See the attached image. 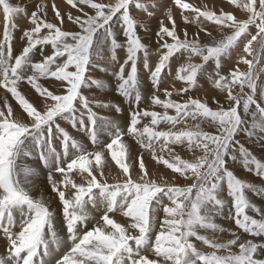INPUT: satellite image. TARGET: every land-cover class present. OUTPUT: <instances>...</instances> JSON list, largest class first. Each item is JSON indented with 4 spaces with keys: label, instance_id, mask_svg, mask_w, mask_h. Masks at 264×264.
Instances as JSON below:
<instances>
[{
    "label": "snow or ice",
    "instance_id": "obj_1",
    "mask_svg": "<svg viewBox=\"0 0 264 264\" xmlns=\"http://www.w3.org/2000/svg\"><path fill=\"white\" fill-rule=\"evenodd\" d=\"M228 2L243 10L245 18L172 0L181 22L199 27L191 36L187 27L178 29L173 7H168L164 12L167 23L158 21L154 30L152 49L137 32L138 27L149 30L148 26L138 24L130 8L134 3L151 19L155 12L150 9L159 8L155 3L66 0L82 13H67V20L75 26L70 30L63 27L65 15L55 4V22H50L44 5L29 16L26 8L0 0L4 21L0 89L6 90L0 97V234L6 241L0 264H264V258L256 256L264 250V241L241 238L242 234L264 238V206L253 204L248 197L249 192L264 196V186L258 188L238 178L228 167L230 160L239 161L245 170L264 178V162L237 138L243 135L247 140L264 141V86L258 89L253 71L254 62L264 56V0ZM84 7L93 14L83 11ZM21 14L31 27L22 31L26 43L13 56V34L18 28L13 19ZM209 22L222 33L227 30L222 38L212 37L205 27ZM200 32L211 42H201ZM241 43L236 64L247 65V71L237 66L221 74L222 58ZM37 50L39 59L34 58ZM118 50L125 52L122 63ZM105 51L111 71L97 62L105 59ZM151 55L157 57L154 64ZM183 57L186 62H180L171 87L161 89L164 73L171 74L172 59ZM210 62L214 68L207 71ZM139 63L150 73L152 92L147 101L162 112L140 107ZM94 72L108 73L114 81L113 91L127 101L129 112L123 125L115 118L123 114L118 104L84 95L86 89L106 88ZM201 77L211 81L226 104L213 98L214 109L190 95ZM43 80H54L57 91L49 90ZM177 81L183 85L179 89L174 87ZM23 82L38 94L41 107L22 93ZM8 93L22 110L19 115ZM174 94L178 100L172 98ZM169 110L175 114L169 115ZM69 129L82 133V138L76 139ZM125 136L142 150L138 156H133ZM176 146H186L192 158H181L174 151ZM143 150L157 165L170 169L172 176L158 169L150 173ZM33 153L47 168V182L59 199L63 237L56 227L55 212L43 195H32L27 179L30 170L19 163L20 157ZM113 162L119 170L114 176ZM109 176L115 182H109ZM181 177L183 185L176 182ZM226 207V218L234 222L235 230L215 223V216L222 215ZM90 221H94L91 228ZM200 230H211L213 237L200 235ZM225 231L232 238L215 235ZM193 238L211 251L198 250Z\"/></svg>",
    "mask_w": 264,
    "mask_h": 264
},
{
    "label": "rangeland",
    "instance_id": "obj_2",
    "mask_svg": "<svg viewBox=\"0 0 264 264\" xmlns=\"http://www.w3.org/2000/svg\"><path fill=\"white\" fill-rule=\"evenodd\" d=\"M209 1H211V2H209ZM9 2L12 5H14V6H20V7L26 8V11H27L29 16H30L32 11L36 10L35 6L39 5V2L37 3V0H30V1L29 0H9ZM62 2H66V0H62ZM95 2L105 3V4H114L116 2V0H95ZM139 2L146 3V4L155 3V4L159 5V6H161V8H158V11L161 12L162 15L159 14V13L158 14L155 13L156 16L151 18V19H154L153 20L154 22L153 21L150 22L151 19L147 17L146 13H143L142 11L140 12V10H138V9L135 10V6H133L134 3L132 4V6L130 8V14L138 22V24L142 22L143 24H146L148 26L149 30H147V31L144 30L141 27L137 28V32H138V35L140 36V38L142 40V43H144L145 45H150L151 48L154 49L155 48V43H154L155 36H154L153 27H155V29H156V27L158 26V25H156V23H158V21H160V20H164L165 23H167L165 15H164V13H162V11L165 12V10H166L164 8V2L165 1H163V0H139ZM183 2L192 4L193 6L195 5L194 7L200 8L201 10L207 9V10L215 11L217 14H219L221 11L230 12V13H233L238 19H244L245 18V13L243 12V10L237 9L234 5L230 4L228 2V0H207L206 1L207 2L206 5L200 4L199 5L200 7L197 6L195 3H192V2H186L185 0H183ZM168 7H173V14H174V17L176 19V22H177V25H178V29H182L184 27H187L188 28V33L191 36L197 30L199 25H185V24H183L181 22L180 13L173 6L172 0H171V3L169 4ZM67 8H66L67 10L64 9L65 11L63 10L62 12L60 11L61 9L59 10L62 14L64 13V15H66V18L64 20H67V13H69V12H71L73 14V16L82 15V13L79 12L77 9H72L71 6H68ZM150 10H155V9H150ZM83 11L89 12V14H93L92 10H90L87 7H84ZM134 11L137 12V13H140V14H136ZM45 13H46V18L50 22H55L54 16L52 17V14H50V12L48 10H45ZM74 13H76V14H74ZM1 15H0V30H1L0 31V33H1L0 34V38L2 37L3 23H4L3 16L1 18ZM40 15L43 17L44 13H40ZM189 15H191V13H189ZM19 16H21V17H19ZM16 18L14 17V19H13V22L18 26L16 31H18L22 35V31L27 29V28H30L31 25L29 24L27 17H25L23 14L18 15V17L16 16ZM63 27L65 29H70V30H74L75 29L74 25H72L69 21H64ZM205 27L207 28L208 32H211L212 37H215L217 39L222 38V35L225 34L226 31H227V30H225V33H222L217 26L212 25L211 23L209 25H208V23H206ZM255 31H256L255 28H252L253 34L255 33ZM199 39L203 43H210L211 42V38L208 35H206L205 32H200ZM120 40H123L122 36L120 37ZM151 42H152V44H150ZM244 42H246V41H244ZM241 45H243V43H241ZM37 51H39V50H37ZM37 51H36V55L34 57L35 59H39L38 58L39 56L37 55V53H38ZM46 51L49 52L50 51V47L46 48ZM235 51H236V49L230 52V56L231 57H230V61L229 62H227L228 60L224 61L223 58H222V71H221V74H227L230 70L234 69L237 66L239 67L240 71H247V69H248L247 65H245L243 63H240L239 65L236 64V61L239 59L238 54H240V53H238V51H236V52ZM244 55H245L246 59L249 58L248 56H251V55H247V54H244ZM104 56H105L104 60H98L97 62L99 64L101 63V65H103L104 67L107 66V68H109V70L111 71L112 66L107 64V62H106V58L108 56L107 51H105ZM124 59H125V52L123 50H118V60H119V62L122 63ZM149 59H150V62L152 61L153 64L157 62V57L155 55H151ZM252 59H253V56L251 57V60ZM182 62H186V57H183ZM193 62H199L198 58H193ZM171 64L172 65L177 64V61L176 60H172ZM179 64L180 63H178V67H179ZM117 67H118V65H117ZM210 67L214 68V65L211 62L208 65H206V68H210ZM138 68H140V70H141L140 73L142 74V76H144L146 74L150 75V73L147 72L143 68L142 63L138 64ZM261 69H264V56L260 57L259 62H255L254 68H253L254 75L257 77L258 89H259V87L264 86V71H261ZM93 76L95 78H98V79H103L105 81V83H106V88L104 90L93 89L91 91L86 89L84 91V95L87 96L90 100L99 99L102 102H108V103H112L114 105L118 104L123 109V114L118 116V117H115V118L117 119L118 123L123 125V122L127 118L128 112H129V105H128L127 101L124 98H121L120 96L116 95V93L113 91L114 81L109 76V74L106 76L102 72H100V73L94 72ZM174 78H175V72L171 71V74L169 75V78L165 79L164 80L165 82L163 84H161V86H160L161 89L171 87L170 82L173 81ZM42 82H47V80H43ZM182 86H183L182 82H179V81H177L175 83V85H174V87L176 89H179ZM20 88L26 91V93L22 92L23 94L28 95V96H31L32 94H35V96L37 98H39L38 94L35 93V91L26 82L21 83L20 84ZM49 90L54 91L52 89H49ZM140 90H141L142 100L145 97L149 96V93L143 94L144 91H147L146 87L140 88ZM148 90H150V87H148ZM219 93H220V91L218 89H215L213 87V85H205V84H203L202 88H197L195 91H192L190 93V95L194 97V95L199 94V96H197V98H200L202 100V102H207L211 107H213L215 109L217 107V105L215 103H213V98L219 99L221 104H226L223 94L220 93V95H219ZM160 95H161V98H163V93L162 92L160 93ZM172 98L176 99L174 97H172ZM178 99H179V97H178ZM31 102H33L35 104V106H37V107L42 103L39 100L31 101ZM146 102H148L147 99H146ZM141 105H144L143 102L140 103V107L144 108ZM12 107H13L15 113H18V115H19L20 112L17 111V108L19 110H21V109L19 108L18 104L16 103V105L15 106L12 105ZM145 108H147L149 110L160 111V112L163 111L162 109H160L158 107L153 108L150 105L145 106ZM253 108H254V106H253ZM94 110L99 111L100 114H106L105 110H98V109H94ZM169 112H173V111L169 110ZM145 122H147V121H145ZM60 124H61L62 127L68 128V125L66 124V122L60 121ZM206 130L212 131L211 129H206ZM69 131H70L71 135H73L76 139L80 140L82 138V133L73 131L71 129H69ZM237 138L241 139V141L244 142L248 148H250V150L253 152V154L256 155L258 158H260L262 162H264V147H262V144H264V141L257 142L255 139L247 140V139H245L243 137V135L241 137H237ZM102 139H103V137H102ZM124 139H125V141L127 143H129L132 146V154H133V156H138V154L142 151V150L139 149V146L137 144H135L134 141H132L127 136H125ZM84 142L87 143L89 149L92 150L91 144L88 143L87 141H84ZM174 151L176 152V154L180 155L181 158H183V159H191L192 158V153L190 151H188L186 146H184V147L176 146ZM164 155L167 158L168 153L165 152ZM24 157L28 160V162L35 163V164L38 165L37 160L39 161V159H38V156H37L36 153H33L29 157L28 156H24ZM31 159H33V160H31ZM109 159H110V157H109ZM19 160H22V159L20 158ZM143 160L146 162L147 170L150 173L153 172L154 170L158 169L159 172L161 174H163L164 176H167V177H171L172 176L171 170L170 169H166V167L164 165H162V164L157 165V163L151 159L150 153L148 151H146V150H143ZM28 162L25 161L24 163H22V162L21 163L19 162V163H20V165H22L21 167H23V168L25 166L30 168L31 165H29L30 163H28ZM229 162H230V164L232 166L228 165V167H231L233 169V172L238 176V178H240V179H242V180H244L246 182L252 183V184L256 185L258 188L260 186H264V178L257 177L254 174V172H249V171L245 170L242 167V165L240 164L239 161L234 163V162H232L230 160ZM39 163H40V161H39ZM138 163H139V160H137V167H138ZM233 164H235V165H233ZM40 165H41V163H40ZM41 166H43V165H41ZM41 166H40V168L44 172V175H45L44 177H42L40 179L42 181V183H43V187L46 188V191H45L44 196H43L44 199H45V202L50 205V200L51 199L55 200V201L58 202V205H59L58 209L61 210V206L59 204V199L51 191V186L47 182V174H48L47 170L42 168ZM112 169H113L112 175L114 176V175H116V173L119 170L116 168L115 164L112 166ZM241 175H244V177H241ZM55 178L59 179L60 176L58 174H56ZM77 180L79 182V178H77ZM109 182H115L112 179V176H109ZM176 182L178 184L183 185L185 183V180H184V178L181 177ZM225 196H226V191H225ZM248 197L252 201L253 204H255L257 206H264V196L253 195L251 192H249L248 193ZM217 216H215V218ZM160 219H163V213L162 212L160 213ZM120 220H121V217L118 215V221H120ZM215 223H218L217 218L215 219ZM228 223H229V225L227 226V229L229 227H232L231 229L235 230V228H234L235 224L233 226L234 222L231 221V220H228ZM222 227H224V225H222ZM199 234L200 235H204V236H208L209 238L213 237V233L211 232V230H208V231L200 230ZM215 235L217 237L223 239V240L232 238L227 231L224 232V233H216ZM241 238H242V240L252 239L251 235H249V234H242ZM193 243L197 246L198 250H200V251H203V252L211 251V249H209L207 246L203 245L200 241H196L194 238H193ZM5 246H6L5 241L2 238V234H0V251H1L0 252V256H5L6 255ZM233 250L236 251L237 249H233ZM258 253L256 254L257 258H260V257L263 258L264 252H262L260 250V251H258Z\"/></svg>",
    "mask_w": 264,
    "mask_h": 264
},
{
    "label": "bare ground",
    "instance_id": "obj_3",
    "mask_svg": "<svg viewBox=\"0 0 264 264\" xmlns=\"http://www.w3.org/2000/svg\"><path fill=\"white\" fill-rule=\"evenodd\" d=\"M30 1V0H29ZM163 1H165L164 2V8L165 9H167L168 8V6H169V4L171 3V0H163ZM186 2H192V3H195L197 6H199L200 4H203V5H206V1L207 0H185ZM39 2V5H44L45 6V10H48L49 12H50V14H52V17L54 16V12L52 11L53 9H52V5L53 4H55V6H56V8L58 9V10H60L61 12L64 10V9H66L68 6H70V5H68L66 2H62V0H37V3ZM209 2H211V1H209ZM47 6V7H46ZM134 6V5H133ZM174 6V5H173ZM195 6V5H194ZM200 7V6H199ZM35 8L37 9V6H35ZM159 8H161V6H159ZM51 9V10H50ZM68 9V8H67ZM66 9V10H67ZM135 10H137L136 8H135ZM65 11V10H64ZM152 11H154L155 13H159V14H161V12H159L158 11V9H155V10H152ZM135 12V11H134ZM141 12V11H140ZM136 14H140V13H137V12H135ZM144 13V12H143ZM162 13H164V11H162ZM64 14V13H63ZM72 14V13H71ZM74 14H76V13H74ZM1 15V14H0ZM73 15V14H72ZM162 15V14H161ZM143 16V15H142ZM155 16H156V14H155ZM18 17V16H17ZM19 17H21V16H19ZM1 18H2V15H1ZM16 18V17H15ZM65 18H66V15H65ZM17 19V18H16ZM22 19V18H21ZM154 19H151L150 20V22H152ZM64 21H68V20H64ZM145 21V20H144ZM154 22V21H153ZM19 25V24H18ZM156 25H158V23H156ZM155 25V26H156ZM20 26V25H19ZM75 27V26H74ZM155 30V27H153V31ZM1 31V30H0ZM152 31V30H151ZM1 34V33H0ZM14 39H13V41H12V49H13V56H15L16 54H18L19 53V51L22 49V47L25 45V43H26V41L24 40V39H22V35L18 32V31H14ZM2 38V37H1ZM150 44H152V42L150 43ZM38 53H37V55L40 57V53H39V51H37ZM236 52V51H235ZM45 53L47 54L48 52L46 51V49H45ZM38 57V58H39ZM249 58V60H251V57L252 56H248ZM101 64V63H100ZM107 67V66H106ZM110 71V70H109ZM98 73H100V72H98ZM105 75H108V73H104ZM149 75V74H148ZM48 82V83H47ZM47 82H42L45 86H47L49 89H52V90H54V92H56L57 91V87H56V82L54 81V80H47ZM201 88H202V86H201ZM20 90L23 92V93H26V91L25 90H23V89H21L20 88ZM5 89H0V97H3L4 96V94H5ZM204 92V91H203ZM7 96H8V99H9V101H10V103H11V105H13V106H15L16 105V102H15V100H13L12 98H11V94L10 93H8L7 94ZM197 96H199V94H196V95H194V98H197ZM26 97L30 100V101H36V100H39L40 102H42L41 101V99L40 98H37L36 96H35V94H32L31 96H28V95H26ZM173 97L174 98H176V99H178V96H176V95H173ZM146 99H147V97H145L144 99H143V103L144 102H146ZM41 105H42V103L38 106V108L39 107H41ZM17 111L18 112H20L21 113V110H19L18 108H17ZM17 115H18V113H16ZM29 157V156H28ZM27 157V158H28ZM33 157V156H32ZM22 160H19V162L21 163H24L25 161H27L28 162V160L24 157V156H22V157H20ZM31 160H33V159H31ZM37 160V159H36ZM37 162H38V165L37 164H35V163H31V162H28V163H30L29 165H31L30 166V168L29 167H24L25 169H29L30 170V175L27 177V179L30 181V187H31V191H32V195L33 196H35V197H39V196H41V195H43L44 196V193H45V191H46V188L45 187H43V183H42V181L40 180L42 177H44L45 175H44V172L41 170V168H40V163H39V161L37 160ZM115 163L113 162L112 163V166L114 165ZM25 165V164H24ZM231 165V164H230ZM233 165H235V164H233ZM22 166V165H21ZM232 166V165H231ZM42 168H44V169H46L47 170V168H45V167H43V166H41ZM23 168V167H22ZM236 168V167H235ZM59 176H60V174H58ZM241 177H244V175H241ZM22 180L24 179V176H23V174H21V177H20ZM50 207H51V209L55 212V214H56V217H57V222H56V227H57V230H58V232L60 233V235L63 237V236H65L66 235V232L62 229V216H61V211L58 209L59 208V205H58V202L57 201H55V200H50V205H49ZM227 214H228V208L226 207L225 209H224V212H223V214L222 215H218L216 218H217V220H218V225H224V228L225 229H227V226L229 225V223H228V220L229 219H227L226 217H227ZM93 215H95V213H93ZM215 218V219H216ZM115 219H117L118 220V215L115 217ZM94 223V221H90L89 223H88V227L89 228H91L92 227V224ZM232 226V225H231ZM233 226H234V223H233ZM232 227H229L228 229H231ZM235 228V227H234ZM226 232V231H225ZM208 234V233H207ZM245 236V235H244ZM252 237V240L254 241V242H262V241H264L263 239L264 238H261V237H253V236H251ZM153 239H154V236H153ZM5 241V240H4ZM5 244H6V241H5ZM262 252H264V250H261ZM1 252V251H0ZM259 254V253H258ZM261 258V257H260ZM263 258H264V254H263Z\"/></svg>",
    "mask_w": 264,
    "mask_h": 264
},
{
    "label": "crops",
    "instance_id": "obj_4",
    "mask_svg": "<svg viewBox=\"0 0 264 264\" xmlns=\"http://www.w3.org/2000/svg\"><path fill=\"white\" fill-rule=\"evenodd\" d=\"M210 23H208V25H209ZM209 40V39H208ZM242 48H243V45H241L240 44V46L239 47H237L236 48V51H238V53H242ZM230 57L231 56H229V57H225V58H223V60L224 61H227V62H229L230 61ZM182 59L183 58H181V60L180 61H178L177 59H172V60H176L177 61V64H174V65H172L171 64V71H174V72H176V69L178 68V63H180V62H182ZM213 68H206V70L207 71H211ZM140 68H138V80H139V82L141 83L140 84V88H144V87H146L147 88V91H144L143 93L144 94H146V93H149V96H150V94H151V92H152V86H151V84H150V80H149V76L150 75H144V76H142V74L140 73ZM169 75L170 74H168V72L166 71L165 73H164V80L165 79H167V78H169ZM203 84H205V85H212V83H211V81H209L208 79H207V77H201L200 78V81H199V87L198 88H201V86H203ZM148 87H150V90H148ZM219 95H220V93H219ZM145 104L146 105H150V103L149 102H145ZM159 108V107H158ZM175 113L174 112H169V115H174ZM229 166H230V162H229V164H228ZM232 171H233V169L231 168V167H229ZM205 252H207V251H205Z\"/></svg>",
    "mask_w": 264,
    "mask_h": 264
},
{
    "label": "water",
    "instance_id": "obj_5",
    "mask_svg": "<svg viewBox=\"0 0 264 264\" xmlns=\"http://www.w3.org/2000/svg\"><path fill=\"white\" fill-rule=\"evenodd\" d=\"M254 64H255V62H254Z\"/></svg>",
    "mask_w": 264,
    "mask_h": 264
}]
</instances>
